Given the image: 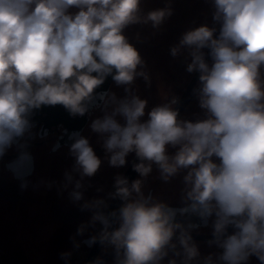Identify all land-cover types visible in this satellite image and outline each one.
Masks as SVG:
<instances>
[{
  "label": "clouds",
  "instance_id": "clouds-1",
  "mask_svg": "<svg viewBox=\"0 0 264 264\" xmlns=\"http://www.w3.org/2000/svg\"><path fill=\"white\" fill-rule=\"evenodd\" d=\"M210 4L219 27L190 28L170 48L173 58L186 50V71L199 73L193 93L203 118L188 120L174 107L177 96L146 112L148 101L132 91L138 77L151 81L125 29L151 24L159 30L173 15L171 0L147 12L142 0H0V157L29 132L34 110L62 105L71 116H84L95 89L111 76L127 95L101 94L104 114L89 125L109 166L122 168L134 154L140 177L153 166L164 182L185 173L180 208L146 195L142 180L122 174L108 194L121 201L118 209L106 211L103 198L83 202L81 209L92 215L77 235L101 225L86 243L112 248L114 264H162L169 252L168 264L201 258L191 234L200 225L178 215H196L205 226L211 219L207 243L220 251L204 256L203 264H248L252 256L264 264V0ZM70 140L74 164L65 187L74 182L69 197L78 203L83 179L93 177L102 160L86 136L76 132ZM71 254L60 257L67 262Z\"/></svg>",
  "mask_w": 264,
  "mask_h": 264
},
{
  "label": "rangeland",
  "instance_id": "rangeland-1",
  "mask_svg": "<svg viewBox=\"0 0 264 264\" xmlns=\"http://www.w3.org/2000/svg\"><path fill=\"white\" fill-rule=\"evenodd\" d=\"M166 0H142V8L148 10L162 8ZM173 15L168 18L159 30L151 24L130 25L125 29L129 41L139 50L146 63L144 71L150 77V86L142 77H138L132 85V91L148 101L146 112L156 104L167 103L174 96H179L187 85L193 73L186 71L185 59L187 52L173 58L170 55L171 46L178 43L186 30L207 24L212 27V8L210 0H171ZM74 11V10H73ZM205 51V50H204ZM107 92L115 93L123 98L127 93L123 86H117L112 80ZM112 105L108 106L110 111ZM103 103L95 107L88 118L81 134L86 136L102 164L93 177H85L82 181L84 199L74 203L69 193L74 182L68 184L66 172H72L74 158L68 151L69 145H61L47 151L44 161H37L33 174L17 179H11L2 168L3 158L0 157V172L7 180L19 189L17 198L7 200L0 198V260L2 264H82L85 257L83 239L90 236L98 227L89 226L83 235H77V229L82 223H87L92 215L89 211L82 220L66 222L52 213L53 207H75L85 200L91 201L113 188L114 178L122 174L124 167L113 168L105 159V151L98 134L89 127L91 121L102 116ZM180 118L195 120L203 118V110L198 106L196 96L191 100L186 111ZM117 119L123 123L119 117ZM142 119H147L145 116ZM170 150V149H169ZM133 154H129L131 157ZM155 169V166H153ZM155 175L154 171L149 174ZM74 181L80 179L73 173ZM72 237L80 243L74 247ZM71 252L66 262L60 253ZM248 264H259L255 256L250 257Z\"/></svg>",
  "mask_w": 264,
  "mask_h": 264
},
{
  "label": "flooded vegetation",
  "instance_id": "flooded-vegetation-1",
  "mask_svg": "<svg viewBox=\"0 0 264 264\" xmlns=\"http://www.w3.org/2000/svg\"><path fill=\"white\" fill-rule=\"evenodd\" d=\"M171 100H172V98L169 100V102ZM188 105L186 106V108L182 112L186 111V109L188 108ZM181 113H180V115H181ZM90 114H89V117H90ZM30 121H31L32 127L29 130V132L25 133V135L23 137L19 138L18 141L16 143H14L12 145V147L9 148L6 152L8 154H16V153H19V154L13 155L11 157H2L3 158L2 168H3L4 172L8 175V177L11 179H17V177L11 171H9L6 168V163L14 161V160H16L17 162L20 163L22 160H26L24 158V154L27 153L28 157H29L27 159V161L30 159V162L33 163V169L31 172V174H33L35 171V166H36L37 161L38 160L44 161L43 158L46 156L47 151H49L52 148V146L56 142L57 137L62 133L63 123H57V124L48 123V124H46L45 127H42L44 124L42 120L36 121V122H33L32 120H30ZM85 125H84V127H85ZM84 127H83V129H84ZM26 147H27V149H26ZM169 149H170L169 150L170 154L174 153L176 151V149H173V148H169ZM133 155L130 157L128 163L130 162ZM128 163H127V165H128ZM127 165L124 167V170L127 167ZM153 171L155 173L154 177L150 176V175H148L147 177H140L139 174L137 173L133 180H136V179L142 180V182H143L142 183V190L144 191V193L146 195L151 193L154 197L158 198L159 200L166 201L172 207L180 208L182 206V204H181L182 191L181 190L184 187L183 175L185 173L181 172L177 176L171 178L170 181L164 182L160 178V174L156 170V168L153 169ZM0 174L6 178V176L4 174H2L1 172H0ZM113 190H114V188H113ZM88 212H87V214H88ZM84 218H82V219H84ZM82 219H78V220H82ZM177 219L181 222H184V223L192 222L194 224L200 225V227L198 229L192 231V233H191L192 235L193 234L194 235L211 234V231H212L211 219L208 221L207 226H205L200 221L199 217L196 215H185V216L178 215ZM100 226L101 225H98L96 230L90 236L97 234L99 232ZM232 231H233V229L230 228L229 233H231ZM192 237L197 242V244L199 245V249H200V253H201V258H198L197 260H195L193 262H203L202 258L204 256H207L210 253H214V254L219 253L220 249H218L214 245L213 246L208 245L207 242L211 239L208 240V239H201V238H198L195 236H192ZM83 247H84V251L86 253L85 254V257H86L87 253L90 250V247H86L85 245ZM111 250H112V248H110V247L100 246L97 257H99V256H101V255H103V254H105ZM171 258H173V253L169 252V256L166 257L162 261V264H168V261ZM176 259H177V264H181L180 258L177 257ZM103 264H114V256L112 258L108 259L107 261L103 262Z\"/></svg>",
  "mask_w": 264,
  "mask_h": 264
},
{
  "label": "water",
  "instance_id": "water-1",
  "mask_svg": "<svg viewBox=\"0 0 264 264\" xmlns=\"http://www.w3.org/2000/svg\"><path fill=\"white\" fill-rule=\"evenodd\" d=\"M216 27L218 28L219 26L217 25ZM207 52L208 50L205 49L206 54ZM206 59H208L210 62V57H207V55H206ZM198 77H199V73L194 72L192 76L190 77L187 85L183 89L182 93L178 96L179 103L177 105H174V107H177L179 109V113H181L186 108V106L190 103V101L194 98L195 95L193 93V89L198 86ZM111 81H112V78L111 76H109L106 78L105 82L101 86L95 89L96 99L92 103L89 104L88 112L84 116L73 117L69 114V112L62 105L43 106L42 108L38 110H34V112L30 116V120H32L33 122L42 120L44 123L42 127H45L46 124L48 123H52V124L63 123L62 133L57 137L56 142L52 146L51 149H56L61 145H70V143L72 142L70 140V136L76 132L81 133L84 125L86 124L89 118V114L92 112V110L95 107L99 106L102 103V101L99 99V96L108 91ZM18 139L16 140V142L18 141ZM18 154L19 153H16V154L6 153L3 157H11L13 155H18ZM135 162H138V161H136L135 155H133L127 167L122 173V175L126 176L130 182L135 178L137 174V172L133 170V163ZM6 168L9 171H11L17 178L25 177L31 174L32 169H33V163L30 162V159L28 161L27 159L22 160L20 163L14 160V161L6 163ZM120 205H121V201L119 199H109L108 208L106 209V211L110 212L112 210L118 209ZM192 236H195L201 239H208V240L212 239L211 234H198V235L193 234ZM90 237L91 236H88L83 239L84 245L86 247H90V250L87 253L82 264H90V262L96 260L99 248L101 246L98 242L96 244H93L92 246H89L86 243V241L89 240ZM113 256H114V251L112 249L111 251L99 257H101L103 262H105L108 259L112 258ZM0 264H2L1 260H0ZM192 264H203V262H192Z\"/></svg>",
  "mask_w": 264,
  "mask_h": 264
},
{
  "label": "trees",
  "instance_id": "trees-1",
  "mask_svg": "<svg viewBox=\"0 0 264 264\" xmlns=\"http://www.w3.org/2000/svg\"><path fill=\"white\" fill-rule=\"evenodd\" d=\"M216 26L217 25L215 23L212 24V27H216ZM129 159L130 157H127V161H129ZM112 190L113 188L105 192L103 195L96 197L95 199L103 198L108 202L109 201L108 194L112 192ZM18 192H19L18 187L10 183L3 175L0 174V198L7 200H14L17 198ZM88 211L89 210H82L81 205L75 207L56 206L52 208V213L66 222L82 219L87 215Z\"/></svg>",
  "mask_w": 264,
  "mask_h": 264
}]
</instances>
